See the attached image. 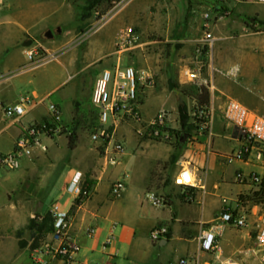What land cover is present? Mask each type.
I'll list each match as a JSON object with an SVG mask.
<instances>
[{
	"label": "crops",
	"instance_id": "obj_1",
	"mask_svg": "<svg viewBox=\"0 0 264 264\" xmlns=\"http://www.w3.org/2000/svg\"><path fill=\"white\" fill-rule=\"evenodd\" d=\"M74 1L0 0V153L11 152L15 139L29 124L50 120L45 104L50 92L40 91L39 85L47 80L41 71L52 61L67 74L54 88L68 78H84L83 84L73 87L70 118L64 119L61 110L65 130L78 127L82 120L95 129L97 109L91 103V92L96 78L103 69L116 64H133L139 71L153 73L156 80L155 86L140 91L145 121L162 109L176 114L180 99L188 106L190 100L195 103L204 86L214 110L212 135H200L195 128L185 134L183 144L176 146L141 135L135 124L123 122L115 128V137L123 143L124 152L114 165H105L101 141L93 142L85 134L78 133L72 149L64 131L53 137L41 135L31 155L23 156L17 168L0 169V187L7 196L0 205V254L27 252L29 240L37 231L28 228L29 221L37 216L39 224L44 217L39 213L43 195L60 182L58 199H63L76 173L81 175L87 195L72 209L69 234L80 248L71 264H90L95 254L106 256L101 264H168L178 258H185L186 264H221L233 259L254 264L259 207L242 201L240 195L256 189L249 174L260 172L263 166L251 162L254 150L245 161L225 160V154L245 142L238 128L223 119L222 109L231 98L249 112L264 116V0H190L194 3L182 33L150 40L155 45L144 61L137 57L143 48L130 50L131 54L115 44L104 46L98 38H73L78 27ZM55 29L57 35L46 36L48 30ZM205 31H210L213 40L205 47L199 64L195 50ZM163 41L171 49L178 43L177 51L163 54L157 44ZM34 46L52 58L31 64L25 51ZM197 66H201V78L192 81L186 72ZM87 72L89 81L85 79ZM170 79L177 87L170 88ZM23 96L32 102L26 113L19 118L7 117L3 106ZM180 161L189 166L200 185L183 188L173 184ZM119 179L125 185L114 196L111 186ZM146 191L162 196L164 204H152L144 196ZM225 206L246 214L247 224L220 222L218 217ZM160 226L167 228V234L155 243L150 233ZM89 229H94L91 235L87 234ZM202 229L215 235V247L210 252L200 250ZM110 234L112 238L106 242ZM24 240L27 243L22 244Z\"/></svg>",
	"mask_w": 264,
	"mask_h": 264
},
{
	"label": "built area",
	"instance_id": "obj_2",
	"mask_svg": "<svg viewBox=\"0 0 264 264\" xmlns=\"http://www.w3.org/2000/svg\"><path fill=\"white\" fill-rule=\"evenodd\" d=\"M213 40L210 31H205L203 36L197 40L195 50L196 62L201 64V56L206 46ZM135 43V35L128 25L118 29L115 37V46L123 51L128 50ZM25 55L31 64H41L52 58L51 54L45 53L40 47H29ZM201 66L186 72L187 77L196 81L200 79L199 71ZM202 81V80H201ZM208 82L202 81V84ZM155 76L151 72L139 71L133 64H116L112 68H106L96 78L92 92L91 103L97 109V127L90 132L91 141H101L102 156L105 165L117 163V156L124 152V145L115 138V128L123 123H133L136 131L148 138L157 141L175 142L178 138L173 130L178 129L170 124L167 110H159L149 121L143 119L141 113L140 91L146 86H155ZM209 87H212L208 83ZM32 102L27 96H23L14 104L3 106V113L7 117L19 118L27 111V106ZM50 120L34 122L26 126L21 134L15 139L11 152L0 153V169H15L19 166L20 160L25 155H31L33 147L39 142L41 135H47L52 131L57 135L64 131L61 124V109L53 102L48 104ZM213 108L208 104H197L192 113L193 122L196 125L197 133L200 135H212ZM223 119L236 126L242 135L243 145L231 153L225 154V160L245 161L249 158L251 151L255 150V156L261 159L264 153V116L251 113L248 109L234 99H227L222 109ZM66 134L69 131H64ZM179 141L184 139L180 138ZM180 169L173 178V184L186 188L200 185L197 177L193 174L189 166L184 161L179 162ZM238 177H242L239 175ZM249 178L258 179L252 172ZM123 180H116L111 186V193L117 196L123 189ZM69 195L66 207H60L58 202H53L50 206V213L53 218L52 227L45 234L36 231L28 243L26 264H71L75 254L78 252L79 243L69 234L72 226V209L87 195V190L83 185L81 175L76 173L72 176L66 187ZM145 198L154 205L164 204V198L154 191H146ZM220 222L233 224L234 226H244L247 224L246 214L233 212L225 206L219 217ZM38 227V226H37ZM256 244L260 264H264V204L256 213ZM94 229H89L87 234L91 235ZM167 234V228L160 226L153 229L150 238L158 243ZM112 238L110 234L106 242ZM200 250L210 252L215 247V235L209 229H202L199 234ZM185 258H178L168 264H186ZM221 264H243L239 260H229Z\"/></svg>",
	"mask_w": 264,
	"mask_h": 264
},
{
	"label": "rangeland",
	"instance_id": "obj_3",
	"mask_svg": "<svg viewBox=\"0 0 264 264\" xmlns=\"http://www.w3.org/2000/svg\"><path fill=\"white\" fill-rule=\"evenodd\" d=\"M74 2L77 8L78 27L73 34V38L76 40L85 36H88L86 38H98L104 46L113 47L118 29L128 25L134 32L135 43H133L127 52L143 48L142 50H144V52L137 54L140 61H144L145 54L150 53L151 47L155 45L154 42H149L150 40H165L166 38L173 37V35L182 33V28L185 27L184 25L190 17L189 9L194 3L190 0H105L100 4L93 5L86 9V6H88L86 0H75ZM207 2L211 3L213 0H207ZM51 32L53 35H57L58 30L55 29ZM157 44H160L162 52L166 54V56H169L170 52L175 53L177 51L176 45L178 43H175V49H171V47L167 45L169 43L165 41H163V43L158 42ZM41 73L47 75V80H45L41 86L39 85V90L50 92L45 99V104L48 105L50 102L59 103L63 118H70L72 110L71 99L74 95L73 87L76 83L83 84L81 83L84 79L83 76L77 79L68 78L58 88H54L67 76L66 71L60 69L58 64L52 61L44 67ZM85 75V79L89 81L90 74L87 72ZM82 99L85 103L84 105H86L87 103L84 97H82ZM180 101L181 99L178 100V103ZM193 105L194 103L190 100L189 107L192 108ZM167 112L170 114V124L175 128H179L177 113L173 114L168 110ZM87 123L88 121H80L77 131L79 134H85L89 137L92 130L88 128ZM255 153L256 151L254 150L251 162L259 163L263 168L260 172H253L258 179H250L256 183V189H252L249 194L240 195L242 201L247 200V197L251 196L255 190L260 188V184L264 177V153L261 159H258ZM66 170H68V167ZM239 179H242V177H239ZM59 186L60 182L51 192L43 195L40 200V214H45L50 209L53 202H58L62 208L66 207L69 195L67 194L63 199L59 200ZM2 191L3 189L0 187V205L7 201V196L3 195ZM263 204L264 202L256 205L261 208ZM32 218H37L38 220L37 216ZM36 225L34 228H37ZM33 235H35V233H33ZM26 256L27 252L24 250L15 256L11 255L8 251V253L0 254V264H26ZM105 258L106 256L103 254H95V261L92 260L90 264H101L102 261L105 262ZM254 264H260L259 255L256 256Z\"/></svg>",
	"mask_w": 264,
	"mask_h": 264
},
{
	"label": "trees",
	"instance_id": "obj_4",
	"mask_svg": "<svg viewBox=\"0 0 264 264\" xmlns=\"http://www.w3.org/2000/svg\"><path fill=\"white\" fill-rule=\"evenodd\" d=\"M88 6H86V9L92 7L93 5H97L100 4L102 2H104L105 0H86ZM169 85L170 88H175L177 87L176 82L173 79H170L169 81ZM197 104H204V105H208L209 104V93L206 87H201L200 92L197 94V98L195 100V103L193 105L192 108H190L188 106V104L181 100L178 103L177 106V114H178V122H179V128L173 130V132L177 135V138L180 139H184L185 138V134H190L191 131L193 129L196 128L195 123L193 122V111L194 108ZM64 131H69V133L67 134L68 136V147L70 149L74 148L76 143H77V139H78V131H77V126L73 125L71 128H69L68 130H65V128H63ZM48 134L53 137V133L52 131H49ZM176 140L174 142V145L179 146L181 144H183L182 141ZM247 200L252 202L253 204H259V203H263L264 202V177L262 179V182L260 184V188L258 190H255L251 196L247 197ZM52 222H53V218L52 215L50 213V211H47L44 214L43 220L41 223L38 224L37 222V218H31L28 224V228L30 230H32L34 228V226L36 224H38L37 227V232L41 233L43 230L48 231L51 229L52 227ZM20 235V232H19ZM22 244L27 243L26 240L21 241Z\"/></svg>",
	"mask_w": 264,
	"mask_h": 264
},
{
	"label": "water",
	"instance_id": "obj_5",
	"mask_svg": "<svg viewBox=\"0 0 264 264\" xmlns=\"http://www.w3.org/2000/svg\"><path fill=\"white\" fill-rule=\"evenodd\" d=\"M51 35H53L52 32H51L50 30H48V31L46 32V36H51Z\"/></svg>",
	"mask_w": 264,
	"mask_h": 264
}]
</instances>
